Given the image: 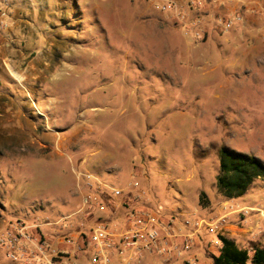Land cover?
I'll return each instance as SVG.
<instances>
[{"label": "rangeland", "instance_id": "374dc122", "mask_svg": "<svg viewBox=\"0 0 264 264\" xmlns=\"http://www.w3.org/2000/svg\"><path fill=\"white\" fill-rule=\"evenodd\" d=\"M252 1L261 13L256 26L245 11L241 23L219 33L209 16L208 36L198 43L170 18L169 28L157 26L162 14L146 0L15 3L23 22H11L0 58V232L20 221L40 226L50 242L87 241L100 226L122 231L133 205L181 231L185 221L216 220L220 149L264 163V53L247 58L254 45L264 47V0L214 7L244 9ZM83 173L95 178L92 190ZM98 190L106 195L102 210L90 202L84 217L82 197ZM231 202L264 203V179ZM257 222L236 223L244 236L230 240L240 249L264 241L255 236ZM197 240L193 248H207L217 237L200 228ZM189 257L211 263L203 253ZM147 263L163 264L158 256ZM0 264H12L3 250Z\"/></svg>", "mask_w": 264, "mask_h": 264}, {"label": "built area", "instance_id": "2783aa9c", "mask_svg": "<svg viewBox=\"0 0 264 264\" xmlns=\"http://www.w3.org/2000/svg\"><path fill=\"white\" fill-rule=\"evenodd\" d=\"M20 0H0V33L8 31L12 22L9 7ZM242 3L243 0H238ZM154 13H159L172 19L175 25L184 29V34L192 33L196 42H203L208 31L204 26L207 15V0H146ZM246 5V3L244 4ZM238 5L224 12L211 15L214 30L223 33L232 29L242 22L241 12ZM206 13V14H205ZM233 13L232 19L228 15ZM86 180L85 188L92 190L89 183L95 178L89 173L80 174ZM104 186V185H103ZM113 196L118 199L122 191L111 189ZM106 195L99 190L94 196L82 197L84 217L90 216L93 211L92 202L102 210V203ZM91 202V204H90ZM238 216V224L242 225L248 217L257 219L255 236L264 237V228L259 221H264V203L255 207H235L229 214L219 217L212 222L197 219L193 222L185 221L183 226L188 229L187 235H180L171 224L160 222L154 214H151L144 206H131L124 217L125 228L122 231L108 230L100 226L90 231L87 241H62L70 243L73 250H63L54 246L42 236L38 230L40 226L30 227L20 221L9 224L0 232V250L5 252L6 257L12 264H146L150 257L158 256L163 264H200L194 257L181 258L195 246L200 228L209 235H215L217 241L214 246L219 248V236L223 235L224 225L227 224L228 216ZM181 239L180 243L176 241ZM259 243L264 248V241H252ZM251 248L248 250L250 251Z\"/></svg>", "mask_w": 264, "mask_h": 264}, {"label": "trees", "instance_id": "16d2710c", "mask_svg": "<svg viewBox=\"0 0 264 264\" xmlns=\"http://www.w3.org/2000/svg\"><path fill=\"white\" fill-rule=\"evenodd\" d=\"M264 179V163L247 154L222 147L219 151V171L215 186L217 194L224 200L239 199L257 181ZM204 193L199 194V205ZM218 254L212 257L213 264H264V248L254 243L248 249H240L235 242L225 236H219Z\"/></svg>", "mask_w": 264, "mask_h": 264}, {"label": "crops", "instance_id": "0c3cea01", "mask_svg": "<svg viewBox=\"0 0 264 264\" xmlns=\"http://www.w3.org/2000/svg\"><path fill=\"white\" fill-rule=\"evenodd\" d=\"M207 1H209V6H207V8H206V13H207V15L209 16H211V15H214V14H216L217 12H221L220 10H218V9H215V7H214V5L216 4V2H217V0H207ZM255 2H257V1H255ZM255 2H248L247 3V5L246 6H244L245 8L243 9V7L242 8H236L239 12H241L242 14H244L245 13V11H250L251 13H249V16H248V19H246V23H248V25H249V27L250 26H253V25H255L256 26V24H257V22H258V17L260 16V12H258V6H256L255 5ZM253 5H255V6H253ZM257 5H258V3H257ZM15 7H14V5H12V6H10L9 7V12H10V15H11V12H13ZM226 9H225V7L223 8V11L222 12H224ZM15 12L17 13L18 12V10H16V11H14V15L13 16H11V19H12V21L13 22H18V23H21V22H23V20L21 19V18H18V17H20V16H18V14L16 15L15 14ZM205 13V14H206ZM158 16V15H157ZM158 19H160L158 22H157V26H163L162 24H166L167 25V27L170 25H172V23L171 22H169V20L166 18V16H164V15H159L158 16ZM169 23H168V22ZM153 25V23H149V26H152ZM169 28V27H168ZM8 33H10L9 32V30L8 31H5V32H3V33H0V58H2V57H4L5 55H6V53H7V51H8V48H9V43H10V37H9V34ZM194 42H196V41H194ZM196 43H198V42H196ZM261 53H264V47L263 46H261V47H257V46H253L252 47V50H248V52H247V58L250 60V58H253V59H256V58H258L259 59V57H260V54ZM261 61H263L264 62V56L262 57V60ZM247 67L249 68V70L247 69V73H250L251 71H252V69H253V65H252V63H248V65H247ZM245 154V153H244ZM218 205H219V211H218V213L219 214H217V215H215L214 217L215 218H219V217H222V216H225L226 214H229L230 213V210L232 209V208H235V207H238L237 205H235V204H233L232 202H231V200H224V199H221V201H219L218 202ZM131 207V206H130ZM129 207V208H130ZM244 207H246V206H244ZM122 209V208H121ZM121 209H120V212H121ZM116 213V212H115ZM111 216V215H110ZM232 216H235V219H236V221H231L230 220V218L232 217ZM117 216H115V217H113V218H116ZM110 219H112V216L110 217ZM228 219H229V224H228V226L226 227V229H224V231H223V235L225 236V237H227V238H229L230 239V237H232V235H241V236H244V234L243 233H239V230H238V228H237V226H236V223H238V216L237 215H235V214H230L229 216H228ZM116 220H117V218L114 220V222L116 223V226L118 225L117 223L118 222H116ZM122 223H124V219H123V221H122V219L120 220ZM120 226L119 227H122V229L123 228H125V226L123 227V225H121V224H119ZM178 231H180L181 232V234H184V232L185 233H187L188 232V230L186 229V231H181L180 229H177ZM226 230V231H225ZM242 230V229H241ZM244 231V230H243ZM227 232V233H226ZM248 232H250V231H248ZM226 234H228L227 236H226ZM52 241V243L53 244H56V246L58 247V248H60V249H63V250H69V251H72L73 250V245L72 244H70V243H62V241H59V240H55V238L54 239H51ZM176 241H178L179 243H180V241H182L180 238L179 239H177ZM215 241V240H214ZM197 242H198V240H197ZM210 245L207 247V248H205V244L204 245H199V246H197L196 245V247L195 248H193L192 249V252H190V251H188V252H186V253H182V256H181V258H189V255L190 254H192V256H195V257H197L198 256V253H203V255L205 256V257H208V258H211V263H201V264H213L212 263V257L213 256H216L217 254H218V248L217 247H215V246H213L214 244H213V242L212 241H210ZM252 243V242H251ZM203 244V243H202ZM214 248H216L217 249V252H216V254L215 253H211L212 252V250L214 249ZM203 251V252H202ZM209 251H210V253H209ZM198 258V257H197ZM198 260V259H197ZM148 262V261H147ZM148 264V263H147ZM174 264H178V262L176 261Z\"/></svg>", "mask_w": 264, "mask_h": 264}, {"label": "bare ground", "instance_id": "6f19581e", "mask_svg": "<svg viewBox=\"0 0 264 264\" xmlns=\"http://www.w3.org/2000/svg\"><path fill=\"white\" fill-rule=\"evenodd\" d=\"M39 113V112H38Z\"/></svg>", "mask_w": 264, "mask_h": 264}]
</instances>
